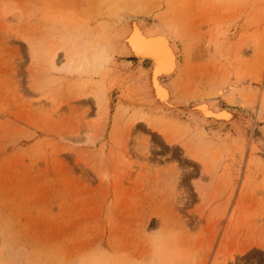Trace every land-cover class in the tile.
<instances>
[{
    "label": "rangeland",
    "instance_id": "374dc122",
    "mask_svg": "<svg viewBox=\"0 0 264 264\" xmlns=\"http://www.w3.org/2000/svg\"><path fill=\"white\" fill-rule=\"evenodd\" d=\"M133 20L184 112L149 108ZM0 264H264V0H0Z\"/></svg>",
    "mask_w": 264,
    "mask_h": 264
},
{
    "label": "bare ground",
    "instance_id": "6f19581e",
    "mask_svg": "<svg viewBox=\"0 0 264 264\" xmlns=\"http://www.w3.org/2000/svg\"><path fill=\"white\" fill-rule=\"evenodd\" d=\"M145 29L140 22L137 23L136 21L134 22V20L131 23L129 22L127 27L121 32L119 31L116 35L120 51L123 49L127 57L135 58L138 63H141L143 60H148L150 62L149 67H140L139 72L143 80L144 97L145 100L148 101L151 110H170L176 113L184 112L187 109L186 105L182 103L183 101L177 102L173 100L172 88L164 82L165 79L172 77L178 70L179 57L176 50L177 48L174 46L173 42H170L171 39L161 32V30L148 33ZM57 55V50L52 52L50 57L52 64H54ZM75 55L76 50L73 46H70L67 53L68 61L65 66L66 70L69 71L70 66L74 63ZM88 55L91 57L89 58ZM88 55L86 48L82 49L80 54L82 59L81 65H88L93 62V55L91 53ZM81 65L79 64L75 67V72L81 70ZM197 105L194 106V109L198 110L199 114H203V120L209 124H214L216 129L228 127L227 129L229 130L238 131L242 128V123L240 122L241 117H239L238 114L224 109H216L208 103ZM191 110H193V108ZM140 120V122L149 121L148 117L144 114L140 115Z\"/></svg>",
    "mask_w": 264,
    "mask_h": 264
}]
</instances>
